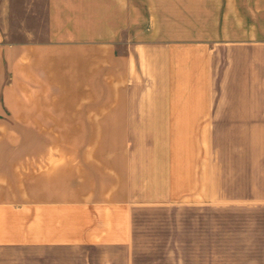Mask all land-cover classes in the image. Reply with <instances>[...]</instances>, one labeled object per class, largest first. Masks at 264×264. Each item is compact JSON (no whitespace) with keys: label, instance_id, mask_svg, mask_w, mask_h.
<instances>
[{"label":"crops","instance_id":"crops-1","mask_svg":"<svg viewBox=\"0 0 264 264\" xmlns=\"http://www.w3.org/2000/svg\"><path fill=\"white\" fill-rule=\"evenodd\" d=\"M9 121L89 141L0 146V264H133L150 205L192 208L177 264H264V0H0Z\"/></svg>","mask_w":264,"mask_h":264},{"label":"rangeland","instance_id":"rangeland-1","mask_svg":"<svg viewBox=\"0 0 264 264\" xmlns=\"http://www.w3.org/2000/svg\"><path fill=\"white\" fill-rule=\"evenodd\" d=\"M0 146L25 147L26 162H32V148L36 146L84 147V123H51V127L33 129V123H0ZM138 145H159L160 139H134ZM133 144V143H131ZM30 152V153H28ZM16 154H9L11 163ZM26 173L32 165H25ZM192 208L176 205L139 206L133 212V264H177L193 255ZM221 257H224V252ZM125 252L112 254L124 258ZM119 263V262H118Z\"/></svg>","mask_w":264,"mask_h":264}]
</instances>
